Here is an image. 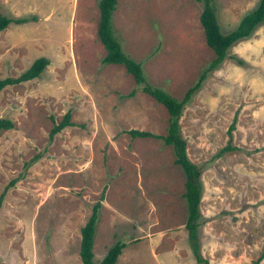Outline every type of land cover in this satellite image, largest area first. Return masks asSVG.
Listing matches in <instances>:
<instances>
[{
  "label": "rangeland",
  "instance_id": "obj_1",
  "mask_svg": "<svg viewBox=\"0 0 264 264\" xmlns=\"http://www.w3.org/2000/svg\"><path fill=\"white\" fill-rule=\"evenodd\" d=\"M258 2L214 0L221 30ZM97 3L0 0V13L27 17L0 30V78L49 59L40 77L0 90V117L13 122L0 130V264H82L80 228L101 194L94 261L120 241L115 264H203L185 229L183 171L158 137L169 112L122 65L102 63ZM201 8L195 0H116L112 14L146 82L177 99L214 57ZM67 111L73 125L49 143ZM233 120L236 149L218 155ZM178 127L189 159L203 168L200 255L207 264H256L263 254L264 264V22L207 72ZM130 129L154 136L132 137Z\"/></svg>",
  "mask_w": 264,
  "mask_h": 264
},
{
  "label": "trees",
  "instance_id": "obj_2",
  "mask_svg": "<svg viewBox=\"0 0 264 264\" xmlns=\"http://www.w3.org/2000/svg\"><path fill=\"white\" fill-rule=\"evenodd\" d=\"M200 3L202 8L199 14V22L203 28L205 42L214 53V57L209 61L207 68L201 71L198 81L190 86L184 93L181 99H177L165 90L149 85L144 77L141 62L133 59L125 53L120 41L113 30L112 14L115 10L116 0H98L99 21L97 28V36L105 49V55L101 61L104 64H118L122 65L125 70L130 73L137 84L140 85L143 92L149 94L157 102L165 106L169 112V121L166 134L158 137L162 138L166 144L172 146L174 153V163L179 165L183 171L184 193L183 196L186 201L187 216L185 221V229L187 231L188 241L192 252L198 263L207 264V261L199 253V227L202 224L201 214L199 211V203L202 194V184L200 176L202 173V166L192 162L186 150V139L183 138L179 132V116L182 112L183 105L189 101L191 95L196 91L201 81L205 78L208 71H211L219 66V64L227 56V50L231 44L235 43L241 38H246L250 35L252 30L260 23L264 22V0H259L258 4L250 11L245 13L239 20L237 26L232 30L224 33L218 23L216 8L214 0H195ZM26 18H11L0 13V30H4L10 23L26 22ZM234 59V55L229 57ZM237 59V58H235ZM238 62L242 60L237 59ZM243 63V62H242ZM49 64V59L46 56L36 57L31 64L17 76H6L0 78V90L7 85L17 84L33 78H38L44 72L46 65ZM133 92L129 93L132 94ZM73 125L69 120V111H67L59 122H54L52 128L48 133V141L52 142L53 137L61 129L66 126ZM13 127V122L9 118L0 117V130L10 129ZM234 127V120L228 128V142L226 146L220 148L218 155L224 151H232L236 146L232 145V129ZM128 133L132 137H147L154 136L152 133L139 129H130ZM38 156L34 157L37 159ZM14 181V180H13ZM12 181V182H13ZM11 182V183H12ZM103 197L101 194L98 201H96L91 208V213L80 228V243H79V257L82 264H115L117 257L121 253L124 243L116 241L108 248L103 258L100 261H94L93 256V242L95 236V227L98 220V212L100 201ZM2 198H0L1 201ZM263 254L257 259L256 264L260 261ZM5 264V263H1Z\"/></svg>",
  "mask_w": 264,
  "mask_h": 264
},
{
  "label": "crops",
  "instance_id": "obj_3",
  "mask_svg": "<svg viewBox=\"0 0 264 264\" xmlns=\"http://www.w3.org/2000/svg\"><path fill=\"white\" fill-rule=\"evenodd\" d=\"M204 39H205V38H204ZM238 50H239V49H236L235 51L238 52ZM202 171H203V169H202Z\"/></svg>",
  "mask_w": 264,
  "mask_h": 264
}]
</instances>
